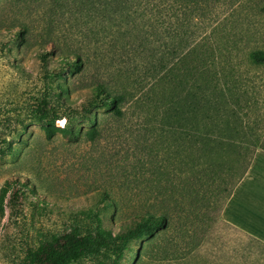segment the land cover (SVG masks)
Returning <instances> with one entry per match:
<instances>
[{
	"label": "rangeland",
	"instance_id": "1",
	"mask_svg": "<svg viewBox=\"0 0 264 264\" xmlns=\"http://www.w3.org/2000/svg\"><path fill=\"white\" fill-rule=\"evenodd\" d=\"M55 1L0 0V264H31V250L74 229L102 232L115 243L68 264H264V245L224 221L199 231L191 248L172 229L146 256L141 250L147 235L121 238L127 207H107L112 199L95 191L126 184L125 170L137 153L128 133L141 118L128 108L122 121L107 119L83 90L97 74L108 72L109 42H126L132 34L121 20L113 25L106 18L89 19L88 26ZM159 10L158 46L168 51L175 22H167V11ZM194 13L189 43H205L218 58L233 59L252 93L241 119L264 138V63L249 60L251 50L264 49V0H206ZM19 26L32 35L26 48L8 34V28ZM87 26L106 32L108 44L91 48L82 40ZM63 41L87 50L93 66L86 69L80 57L79 64L67 65L75 55ZM47 51L52 52L44 57ZM39 98L51 100V117L38 111ZM96 120L102 133L90 141L86 131ZM170 238L182 245L170 244Z\"/></svg>",
	"mask_w": 264,
	"mask_h": 264
},
{
	"label": "trees",
	"instance_id": "2",
	"mask_svg": "<svg viewBox=\"0 0 264 264\" xmlns=\"http://www.w3.org/2000/svg\"><path fill=\"white\" fill-rule=\"evenodd\" d=\"M55 2L61 10L74 12L76 19L84 17L86 25L89 19L98 23L106 18L113 25L121 20L132 34L126 42L117 38L108 44L106 32L90 30L89 23L82 31V40L91 48L97 51L108 44L112 50L108 72L97 74L83 90L91 95L88 102L105 110L107 119L122 121L128 108H134L141 118L137 128L128 133L137 153L127 174L125 170L126 184L98 188L96 195L112 199L106 201L107 207H127L129 216L124 220L121 238L147 235L142 255H150L172 229L179 230L181 243L191 248L199 231L224 221L226 203L247 173L257 149H264V138L241 119L240 113L251 106L252 93L236 63L231 58H218L214 47L205 43H189L194 11L202 10L206 0ZM161 7L167 11L166 21L175 22L176 34L168 51L158 46ZM8 32L25 48L32 41L26 26L8 28ZM64 47L75 55L74 59H66L67 65L79 64L80 57L86 69L93 66L87 50L69 42H64ZM51 52H44V57ZM249 60L263 64L264 49L251 50ZM38 100V111L45 118L51 117V100ZM100 123L96 120L86 131L90 141L102 133ZM169 240L170 244L182 245L176 243L178 239ZM113 241L99 231H66L31 250L30 263L68 264L106 252Z\"/></svg>",
	"mask_w": 264,
	"mask_h": 264
},
{
	"label": "crops",
	"instance_id": "3",
	"mask_svg": "<svg viewBox=\"0 0 264 264\" xmlns=\"http://www.w3.org/2000/svg\"><path fill=\"white\" fill-rule=\"evenodd\" d=\"M223 220L264 245V149L253 161L222 211Z\"/></svg>",
	"mask_w": 264,
	"mask_h": 264
}]
</instances>
